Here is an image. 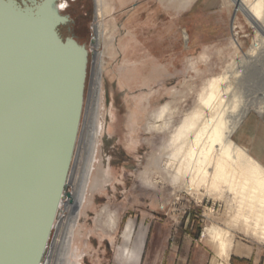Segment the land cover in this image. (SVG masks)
Instances as JSON below:
<instances>
[{
    "label": "rangeland",
    "instance_id": "rangeland-1",
    "mask_svg": "<svg viewBox=\"0 0 264 264\" xmlns=\"http://www.w3.org/2000/svg\"><path fill=\"white\" fill-rule=\"evenodd\" d=\"M105 1V39L100 48L105 69L104 131L71 263L122 264L118 254L121 228L132 220L135 228L146 231L140 264L221 262L203 237L211 225L229 227L233 235L234 247L226 264H264V243L229 223L228 204L215 196L199 198L174 190L166 178L161 181L160 169L147 166L164 152L170 133L191 111L208 82L221 75H228L230 97L238 101L234 112L242 106L249 108L233 139L251 120L246 131L252 135H245L243 145H238L253 158L264 157V13L256 29L239 0ZM93 4L89 1L90 14L81 21L83 28L76 30L87 49L95 23ZM165 104L172 113L169 128L149 131L151 115ZM162 158L159 167L166 161ZM258 162L264 167V158ZM146 167L148 177L156 181L151 188L140 181ZM109 213L118 217L115 230L101 223Z\"/></svg>",
    "mask_w": 264,
    "mask_h": 264
},
{
    "label": "bare ground",
    "instance_id": "bare-ground-1",
    "mask_svg": "<svg viewBox=\"0 0 264 264\" xmlns=\"http://www.w3.org/2000/svg\"><path fill=\"white\" fill-rule=\"evenodd\" d=\"M239 1V5L251 21L253 28L259 29V20L264 13V0ZM94 3L95 23L93 25V42L90 46L92 52L90 82L84 112H82L83 121L68 179L67 192L69 196L63 197L64 199L60 202V212L52 227L53 239L41 264H72L71 250L82 210L88 203V189L96 165L99 163L98 148L104 131L101 110L103 104L102 75L105 70L103 69L104 54L100 48L105 39L103 18L106 1L94 0ZM0 19L4 24H11L12 26L9 25V27L14 28V31L7 32V35L3 36L6 32L0 35V42L4 37L3 41L13 44L0 47V227L4 225L3 220L1 221L4 208V206L2 207V193L5 191L3 183L6 179L11 178L10 191L15 192L17 180L19 181L22 177L25 179L27 174L34 171L32 179L34 181L26 186L28 188L25 191L26 202L24 200L22 202L13 201L12 211L8 213L10 215L13 212L15 216L20 214L19 217H23V222L15 221L13 213L11 218L9 215L6 216L8 221L9 219L14 220L16 226L20 224L19 229L24 228L23 235L28 238L33 230L34 212L37 209L40 195L48 189L47 178L51 172L53 153L59 151L56 144L64 136L63 130L65 131L67 125L69 57L63 53L59 54L54 50V47H50L48 39L38 31L31 30L33 27L30 24L14 20L6 15H1ZM41 56L46 57L43 60L49 62L48 64H51L55 70H52L54 80L46 88L47 98L51 101L48 110L50 109L49 113L54 117L52 123L55 124V127L51 125V120L40 121V124L36 123V125L39 124L36 128L27 124V120L30 118L29 109L31 111L35 105V91L31 92L32 86L28 83L24 97L25 112L22 113L21 120L18 119L20 123L22 121L20 126H24L26 134L23 131L17 134L14 131L13 114L16 75L14 68L22 73L23 67L26 66L24 63H29L30 59L39 60ZM227 76L221 75L208 82L191 111L183 116L170 133L164 152L159 158L150 159L147 166L151 168L152 165L160 169L164 175L161 181L163 182L166 178L169 186L171 185L174 190H182L190 195L196 194L199 198L215 196L217 199L223 200L232 211L229 223L239 226L244 233L264 243V167L233 139L234 133L249 108L242 106L239 111L234 112L238 108V101L234 97H230V87L227 84L229 77ZM22 103H19L18 110L23 107ZM169 106V104L161 105L153 112L152 122L147 125L149 131L160 133L169 128L172 116ZM29 129L34 130L33 134ZM60 130L62 133L58 134ZM23 135L28 138V143L27 148L25 146L21 154L18 151L20 146L16 144L15 140L21 139ZM33 136H36L35 139L32 138ZM36 143L37 145H35ZM25 157H27V161H25ZM162 157L166 161L159 167ZM22 158L24 161L17 163ZM148 171L149 168L146 167V170L140 175V181L144 187L151 188L156 184V181L148 177ZM12 177L17 178L14 180ZM200 191H203L204 194L201 195ZM23 202L25 203L22 204ZM15 209L18 210L17 213ZM104 211L105 207L98 216L102 217ZM117 221L116 214L109 213L106 218L101 220V223L110 230H115ZM19 229L16 230L15 237L20 236ZM203 237L209 240L215 249L216 257L221 261L214 264H226L234 247L233 235L230 233L229 227L208 226L203 231ZM121 239L122 245L118 254L122 264H140L145 247V229L135 228L134 222L127 220L121 228ZM3 247L4 245H0V264H18L20 259L15 260L14 257L15 252L20 248H17L15 252L11 250L12 254L9 258V252ZM22 252L25 254V249Z\"/></svg>",
    "mask_w": 264,
    "mask_h": 264
},
{
    "label": "water",
    "instance_id": "water-1",
    "mask_svg": "<svg viewBox=\"0 0 264 264\" xmlns=\"http://www.w3.org/2000/svg\"><path fill=\"white\" fill-rule=\"evenodd\" d=\"M6 15L12 17L14 20L23 21L27 24H30L33 28L31 30L38 31L42 34V36H45L48 39L49 46L54 47V50L56 52L63 53L65 56L69 57V78H68V107L66 109V121L67 125L65 126V131L63 130V137L60 139V141L56 144L57 150H59L57 153H53V159H52V167L51 172L47 178V186L48 189L44 190L42 195H40V199L37 204V209L34 212V223H33V230L31 232L30 237L26 238L24 237V228L22 230L19 229V226H16V222L14 220L22 223L23 217H19L20 214L13 213V221L7 219L8 213L12 211L13 201L17 200V202H22L23 200L26 202V193L25 191L28 190L26 186L30 185L33 179L34 171L32 173H29L25 176V179L22 177L17 180L16 184V190L15 192L10 191L11 189V178H8L3 183L5 187V191L2 193L3 197V216L1 214V221L3 220L4 225L0 227V245H4L3 249L7 250L8 256L10 258L11 250L14 252L17 248H20L19 251L15 252V260L20 259L18 264H39L44 247L46 245L47 238L50 233V228L53 221V216L55 213V210L57 208L61 192H63L66 181H67V174L69 170V164L72 157V152L75 146V141L77 138V132L81 117V111H82V102H83V92H84V81H85V75H86V64H87V51L83 46H78L74 42H68L67 44H62L61 41L58 39L53 26L51 25V19L47 15H38L37 17H29L28 15L20 14V13H14L12 10H8L4 7L0 9V16ZM49 15V14H48ZM11 24H4L3 20L0 19V35L5 33L3 36L7 35V32H11V30L14 31V28L9 27ZM26 25V24H25ZM12 26V25H11ZM4 38V37H3ZM1 39L0 47L5 46H12L13 44L7 43L6 41H3L4 39ZM93 40L91 41L92 44ZM46 57L41 56L39 60H29V63H24L26 66L23 67V72L20 73L15 68V79H14V131L19 134L20 131H23L25 133L24 126L21 127L22 124L19 122L22 117V113L25 112V95H26V88L28 86V83L32 86L31 92L35 91V105H33V109L30 111L29 109V116L30 118L27 120V124H29L30 127H38V125L41 123L40 121H48L51 120V125L55 127V124L52 123L54 120V117L50 115L48 108H50L51 101L49 98H47L46 88L48 85H50L53 82V74L55 71L52 68L51 64H48L49 62L44 61ZM42 59V60H41ZM44 71V72H43ZM32 83V84H31ZM23 89V90H21ZM23 99V103H22ZM50 101V102H49ZM19 103L23 104V107L18 110ZM22 104H20L22 106ZM28 110V109H27ZM18 119H20L18 121ZM24 121V119H22ZM29 122V123H28ZM36 123H39L36 125ZM29 127V128H30ZM23 129V130H22ZM29 131H32L31 134H33L32 129H29ZM59 132V133H58ZM57 133H62V130L58 131ZM29 137L30 134H28ZM36 136H33L32 138L35 139ZM27 137L26 135H23L21 139L15 140L16 144H18L19 147V153L24 149L26 146L27 148ZM30 139V138H29ZM37 145V143L35 144ZM43 153V151H41ZM22 154V153H21ZM21 158V157H20ZM25 157V161H27ZM24 158L17 161V163L24 161ZM29 159V157H28ZM1 175V171H0ZM18 177V176H17ZM15 177V178H17ZM13 178V177H12ZM15 178H13L15 180ZM19 178V177H18ZM40 180V179H39ZM2 181V178H1ZM11 181V182H10ZM15 182V181H14ZM30 190V189H29ZM25 193V194H24ZM16 195V197H14ZM66 197H68V194H65ZM23 202L22 204H24ZM16 204V203H15ZM16 213L18 210H16ZM11 213V214H12ZM11 214L9 215V218H11ZM16 217V219H15ZM14 222V223H13ZM19 229V235L15 237L16 230ZM19 246V247H18ZM25 249V254L22 252ZM12 251V252H13Z\"/></svg>",
    "mask_w": 264,
    "mask_h": 264
},
{
    "label": "flooded vegetation",
    "instance_id": "flooded-vegetation-1",
    "mask_svg": "<svg viewBox=\"0 0 264 264\" xmlns=\"http://www.w3.org/2000/svg\"><path fill=\"white\" fill-rule=\"evenodd\" d=\"M89 1L92 2V6H93L94 0H0V9L4 7L8 10L14 11V13L16 14L20 13V14L28 15L29 17L31 16L34 18L37 17L38 15L49 16L52 22L51 25L53 26V29L62 44L65 45L68 42H74L78 46H83L85 50L87 51L86 75H85V81H84V92H83V102H82V111H81L82 115L80 118L78 132H77V138H76L77 140L75 141V146H74L71 161H70L71 163L69 164L66 186L63 192H61L60 199L61 198L62 199L59 200L57 208L55 210L52 225L50 228V233L47 238L46 245L44 247L45 249L43 251L44 254L41 257L39 264L43 262L44 260L43 258H45L46 253L50 247L51 241L53 239L54 231L52 227L60 212V202L66 197L65 193L68 194L67 188H68V179H69V175H70V171H71L72 163H73L72 158L75 155L78 137H79V133L81 129V124L83 121L82 112H84V105L86 101L87 86H88L87 80L89 82L88 75H90V72L88 74V67L89 65L91 67L92 52L90 49H87V47L81 42L82 38L76 35V30L78 26L83 28V25H81L82 24L81 21L83 20L84 17H87L90 14L91 8L89 7ZM92 40H93V36H91L89 39V46H91ZM90 71H91V68H90Z\"/></svg>",
    "mask_w": 264,
    "mask_h": 264
},
{
    "label": "crops",
    "instance_id": "crops-1",
    "mask_svg": "<svg viewBox=\"0 0 264 264\" xmlns=\"http://www.w3.org/2000/svg\"><path fill=\"white\" fill-rule=\"evenodd\" d=\"M132 18H134V17H132ZM193 41V37H191V42ZM250 122H251V120H249V121H247V123L246 124H244V126L240 129V131L236 134L237 135V138L235 139L236 140V142L238 143V144H241V145H243V137H245V135H248V136H250V135H252V134H250V133H248V130L246 131V129H247V127L250 125ZM249 123V124H248ZM247 142V141H246ZM254 158L255 159H257V160H261L262 158H264L263 156H261V155H257V156H254Z\"/></svg>",
    "mask_w": 264,
    "mask_h": 264
}]
</instances>
